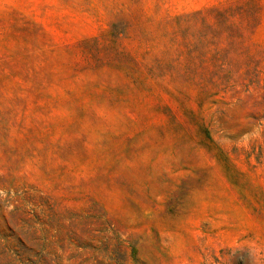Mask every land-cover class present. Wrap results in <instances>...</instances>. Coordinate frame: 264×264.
I'll return each instance as SVG.
<instances>
[{
    "label": "rangeland",
    "instance_id": "obj_1",
    "mask_svg": "<svg viewBox=\"0 0 264 264\" xmlns=\"http://www.w3.org/2000/svg\"><path fill=\"white\" fill-rule=\"evenodd\" d=\"M0 264H264V0H0Z\"/></svg>",
    "mask_w": 264,
    "mask_h": 264
}]
</instances>
